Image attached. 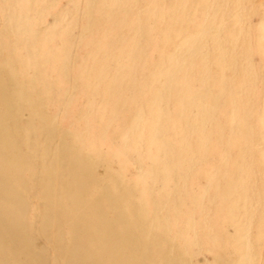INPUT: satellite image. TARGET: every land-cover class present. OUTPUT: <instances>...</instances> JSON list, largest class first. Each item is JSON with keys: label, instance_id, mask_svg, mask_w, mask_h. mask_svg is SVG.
Here are the masks:
<instances>
[{"label": "bare ground", "instance_id": "bare-ground-1", "mask_svg": "<svg viewBox=\"0 0 264 264\" xmlns=\"http://www.w3.org/2000/svg\"><path fill=\"white\" fill-rule=\"evenodd\" d=\"M0 264H264V0H0Z\"/></svg>", "mask_w": 264, "mask_h": 264}, {"label": "rangeland", "instance_id": "rangeland-1", "mask_svg": "<svg viewBox=\"0 0 264 264\" xmlns=\"http://www.w3.org/2000/svg\"><path fill=\"white\" fill-rule=\"evenodd\" d=\"M65 1H66V0H60V4H61V5L64 4ZM51 19H52L51 16L48 15L47 20L42 24V27H44L45 25L49 24V23L51 22Z\"/></svg>", "mask_w": 264, "mask_h": 264}]
</instances>
